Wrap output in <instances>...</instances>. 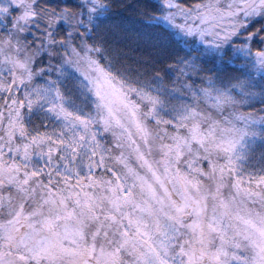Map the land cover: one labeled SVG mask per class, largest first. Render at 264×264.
<instances>
[{"label":"snow or ice","instance_id":"6c2138e0","mask_svg":"<svg viewBox=\"0 0 264 264\" xmlns=\"http://www.w3.org/2000/svg\"><path fill=\"white\" fill-rule=\"evenodd\" d=\"M0 264H264V0H0Z\"/></svg>","mask_w":264,"mask_h":264}]
</instances>
